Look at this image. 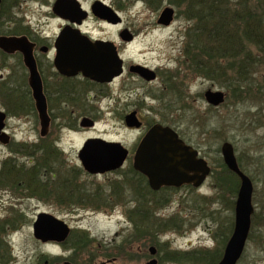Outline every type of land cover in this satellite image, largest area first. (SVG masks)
<instances>
[{
	"label": "rangeland",
	"instance_id": "374dc122",
	"mask_svg": "<svg viewBox=\"0 0 264 264\" xmlns=\"http://www.w3.org/2000/svg\"><path fill=\"white\" fill-rule=\"evenodd\" d=\"M15 1L18 4L7 11ZM94 1L80 0L86 8L92 7ZM102 1L114 7L122 21L107 23L93 15L80 28L93 38L115 41L127 63H146L161 71V75L149 83L126 73L100 93L95 90L80 93L73 100L74 106L70 104L62 112H53L50 135L44 138L39 114L26 91V67L17 57L8 60L7 69L1 67L0 73L8 80L6 83L0 80V84L4 85L6 96L13 98V112H8L7 120L9 131L15 135L16 142L26 140V169L30 168L26 171V218L21 225L0 223V243L13 256L9 264H45L54 254H64V246H44L34 236L33 224L37 214L43 211L65 220L75 229L73 239L77 245L82 244L80 251L84 252L77 257L82 264H88L89 259L95 264H147L151 260V246L159 249V264H205L203 260L184 263L162 257L173 250L214 249L230 238L238 191L234 195V185L223 181L221 145L226 140L233 143L238 159L254 182L252 227L238 264H264V94L257 89L248 96L233 92L232 88L230 92L223 80L205 77L201 70L195 69L192 53L186 52L188 40H193L191 29L195 20L187 17L184 7H177L171 0ZM54 2L6 0L5 13L9 12L14 19L25 18L32 31L54 38L64 24L52 14ZM168 5L176 10L169 26L158 23ZM125 28L134 33L130 42L120 38ZM208 88L224 90L226 101L218 107L208 104L204 96ZM23 103L26 112H19L22 108L19 104ZM72 109L74 112H70ZM135 109L147 127H127L125 115ZM83 116L93 118L95 126L82 128ZM76 122L78 127L74 125ZM153 123L173 126L209 161L212 174L200 188L165 191L159 198L156 196L158 202L153 198L143 201L135 194L141 185L137 187L132 173L127 174L131 161L105 174H90L83 168L79 151L87 139L121 141L130 149L132 160L138 142ZM16 148L0 145V167L3 158ZM35 154L44 155L39 157L45 166L42 170L38 165L30 167ZM11 166L9 161L5 170L15 169ZM45 168L47 175L39 177L41 182H38L36 174L46 172ZM50 172L58 174L55 179H51ZM160 199L167 201L162 203ZM143 205L154 210V215L146 221L152 223L149 229L163 230L133 238L136 230L131 212ZM159 222L167 223L159 225Z\"/></svg>",
	"mask_w": 264,
	"mask_h": 264
},
{
	"label": "water",
	"instance_id": "95a60500",
	"mask_svg": "<svg viewBox=\"0 0 264 264\" xmlns=\"http://www.w3.org/2000/svg\"><path fill=\"white\" fill-rule=\"evenodd\" d=\"M61 6L64 10L66 9L64 12L59 11ZM91 11L98 18L113 24L122 21L118 11L102 0H95ZM54 12L71 22L63 27L56 41L58 54L55 64L62 74L76 76L82 73L95 81L111 82L123 73L124 59L119 53L116 42L100 38L93 39L80 28L89 14L80 0H56ZM175 15L174 6L168 5L162 10L158 23L169 26ZM120 38L130 42L134 39V33L125 28L120 32ZM0 47L19 49L23 53L25 65L30 71V85L41 122V133L45 135L51 118L30 42L26 37L0 36ZM131 68L147 80L157 78L156 71L147 66L135 64ZM204 96L208 104L218 107L226 101L227 93L222 89L208 88ZM5 119L6 113L0 112V132L5 126ZM125 123L128 127L138 128L142 125L136 111L125 116ZM95 124V120L88 116H84L80 122L82 127H94ZM3 140L8 141L5 138ZM221 154L228 169L239 177L240 184L235 201L233 232L217 264H238L244 254L252 227L255 211L254 182L241 168L232 142L226 140L222 143ZM128 156L129 149L121 141L107 140L102 137L87 139L79 151L81 164L90 174L119 170L124 166ZM133 165L137 171L148 178L150 187L154 190L163 186L180 187L184 184H194L195 187H199L212 172L209 161L204 156H200L197 148L186 143L172 126L161 123H154L142 137L134 154ZM33 231L34 236L44 242L65 241L70 235L71 227L65 220L43 211L38 214L33 224ZM149 249L152 255L157 253L155 246ZM157 262V258L154 257L147 264H157Z\"/></svg>",
	"mask_w": 264,
	"mask_h": 264
},
{
	"label": "trees",
	"instance_id": "16d2710c",
	"mask_svg": "<svg viewBox=\"0 0 264 264\" xmlns=\"http://www.w3.org/2000/svg\"><path fill=\"white\" fill-rule=\"evenodd\" d=\"M171 3L184 7L187 17L195 20V26L191 29L194 32L191 35L193 40H188L186 52L192 53L191 61L196 70H201L205 77L223 80L222 84L230 92L248 96L257 89L260 94H264V0H171ZM238 160L245 171L244 165ZM221 161L223 181L234 185L232 190L235 195L240 179L228 169L223 158ZM129 173L137 180V187H142L135 193L139 198L141 196L140 200L151 201L153 198L155 202L159 201L158 196L162 192L152 190L145 183V177L133 168ZM161 201L165 203L167 199ZM152 215L154 210L147 205L132 210L136 230L133 238L163 230L149 229L152 223L146 221ZM73 237L71 234L69 240L79 251L82 250V244L77 245ZM228 240H223L221 247L214 249H197L189 253L167 251L162 259L184 263L188 260L192 263L203 260L205 264H217L224 253L223 245L226 241V246Z\"/></svg>",
	"mask_w": 264,
	"mask_h": 264
},
{
	"label": "flooded vegetation",
	"instance_id": "af4514ba",
	"mask_svg": "<svg viewBox=\"0 0 264 264\" xmlns=\"http://www.w3.org/2000/svg\"><path fill=\"white\" fill-rule=\"evenodd\" d=\"M5 2H6V0H2L1 4H0V36L26 37L28 39V41L30 42V45L32 48V54H33V57L36 61V65H37V68H38V71L40 73V77L42 80L43 92H44V95L46 96L47 105H48V113H49L50 118H51L49 128H48L46 134L42 135V133H41V135L44 138L45 137L47 138V136L50 135V128L52 125L53 112H62V110L66 109L65 107L69 106L70 104L72 106H74L73 100H75V98L80 93H83V92L86 93L88 90H95L98 93H100L101 91L104 90V88L111 87V85H113L118 78H121L126 73L132 74L135 76H139L143 80H145L149 83L157 80L159 78V76L161 75V71H159L156 68L154 70L156 71L157 78L155 80H147L144 77H142L135 69H132L131 67H132V65H135V64H141V65L147 66L149 68H152L151 66H149L146 63H142V62H138V61H136V62L133 61L131 63H127L123 57H122L124 59L123 73L121 75H119L118 77H115L113 79V81H111V82L95 81V80H92L88 77H85L82 73H79L76 76L64 75L57 69L56 64H55V59H56V56L58 54V50L56 47V41H57V38L60 35L63 27L68 25V24H71V22L68 19L64 18L61 14L54 12V5H55L56 0L53 4L52 14L54 16H56L57 18L62 19L64 21V24L62 25L61 29L55 35L54 38H49V37L42 35L40 32L32 31L30 26L28 24H26L25 18L18 16L19 18L14 19L9 14V12L5 13V10H6ZM11 4H12L11 6L10 5L8 6L7 11L14 8V6H16L18 3L15 1V2H12ZM83 7L86 8L85 6H83ZM86 9L89 11L88 17H91L94 15L91 11V7L86 8ZM65 10H64L63 6L59 7V11L64 12ZM103 21L110 23L106 20H103ZM84 22H85V20H84ZM72 25L76 26L75 23H72ZM82 26H83V24L81 25V27ZM84 32L89 34V32H86V31H84ZM89 35L91 36V34H89ZM93 39H98V38H93ZM100 39H102V38H100ZM118 49H119V47H118ZM16 57L19 58L21 63L26 67L27 74H28L27 75V81H26V85H27L26 91H27V94L30 96V98L34 101L35 110H36V112H38L37 107H36V103H35V99L33 96V90H32V87L30 85V71H29L28 67L25 65L23 53L19 49H4V48L0 47V70H1L2 66H4V68L7 69L10 66V63L8 60L9 59L14 60ZM0 80L3 83H6L8 80V79L6 80L5 74L3 72L0 73ZM3 86H4L3 84H0V98H2V102H0V112L6 113V119H5V126L2 129V131L0 132V145L1 144H7L13 148H15V147H17V148H16V150L14 149V152L9 153L1 161V167H0V212L1 213L3 212V213H2V216H0V223H4V224L5 223L6 224L13 223L15 225H17V224L21 225L23 220L26 218V207H25L26 206V171H28L30 168L26 169V140H17V142H16L15 135L11 134L9 131V126H8L7 120L9 119L8 112H13V111H11V109H13L12 108L13 107V98L11 96L10 97L6 96L5 91L3 90ZM20 107H22V108L20 109L19 112H26V109L24 107V103L19 104V108ZM136 111H137V115H138L139 119L142 121V125H141V127H138V128L137 127H129V128L130 129H143L144 127H147V126H145V121H144V118L142 117L141 113L138 110H136ZM70 112H74V110L72 109ZM161 124H163V123H161ZM74 125L76 127H78L77 122L74 123ZM152 125H150L148 127L147 131L149 130V128ZM163 125H168V124H163ZM82 128H84V127H82ZM177 132L179 133V131H177ZM179 135L186 143L190 144V142L187 141L180 133H179ZM4 138H5V140H8V141L5 142L3 140ZM13 142L16 144H14ZM138 144H139V142H138ZM138 144H137V146H138ZM14 145H17V146H14ZM137 146H136V149H137ZM136 149H135V151H136ZM135 151L133 153V158H134ZM51 155L56 157V158L58 156L57 154H51ZM131 155L132 154H131L130 149H129V156H128L126 162L131 161L130 168H129L130 171L132 170V168L134 170H136L134 168V165H133V159L132 160L130 159ZM41 156H44V155L39 154L38 156H36V154H35L33 156V157H35V159H34L35 161L32 165H30V167H33V166L36 167L37 165L39 166L40 169L42 167H45L44 163L39 162V157H41ZM200 156H202V154H200ZM20 157H22L23 159H20ZM9 161H11V163H12L11 168H15V169L5 170V165ZM44 170L46 172H37V173H41L40 175L36 174L35 179L38 182H41L40 181L41 177L42 178L46 177L47 170H46V168ZM137 172H139V171H137ZM139 173L145 177V179H144L145 183L148 184L150 187L148 178L144 174H142L141 172H139ZM50 174L52 175L51 179H55L56 176L58 175V174L56 175L55 172H50ZM103 174H105V173H103ZM94 175H98V174H94ZM47 180H48V178H47ZM52 183H55V182H52ZM201 186L195 187L194 184H184L180 187L163 186L160 189L155 190V191H158L160 193L165 192V191L174 192V191L186 188V187H188V188L193 187V188L197 189V188H200ZM53 187L56 188L55 184ZM152 190H154V189H152ZM139 202L140 201H137V203H139ZM150 203H152V202H150ZM38 214H37V216H38ZM74 230L75 229H73V227L71 226V232H70L69 237L71 236V234H73ZM69 237L65 241L49 240V241L44 242V241H41L38 239L39 241H41L43 243L44 246H51V247L64 246L65 247V250L63 252L64 254H54V258L53 259H46L45 264H65L67 262L73 263V264H82V263H80L81 261H78L77 257L79 256V254L84 253V252L79 251L75 247V245L73 243H71V241L69 240ZM249 237H250V235H249ZM248 240H249V238H248ZM247 243H248V241H247ZM7 245H9V244H7ZM67 251L72 252V254L68 255ZM149 251H150V249H149ZM180 251H182V250H180ZM188 252L189 251H185V250L182 251V253H188ZM9 253L10 252L7 251V248L4 246V244L0 243V264H9L10 263L13 256H12V254H9ZM158 254H159L158 248H157V253L155 255H152L150 253V256H151L150 259H152V258H154V256H156V258L158 260L157 264L160 263V259L157 256ZM112 259H115V258H109L108 260H112ZM86 261L88 264H95V262L92 259H89ZM147 263H148V261H147ZM101 264H105V263H101Z\"/></svg>",
	"mask_w": 264,
	"mask_h": 264
}]
</instances>
